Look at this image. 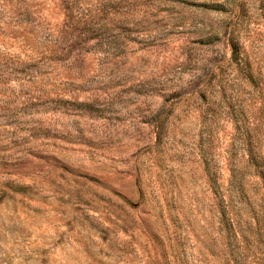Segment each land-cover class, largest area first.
<instances>
[{
    "label": "rangeland",
    "instance_id": "rangeland-1",
    "mask_svg": "<svg viewBox=\"0 0 264 264\" xmlns=\"http://www.w3.org/2000/svg\"><path fill=\"white\" fill-rule=\"evenodd\" d=\"M0 264H264V0H0Z\"/></svg>",
    "mask_w": 264,
    "mask_h": 264
}]
</instances>
